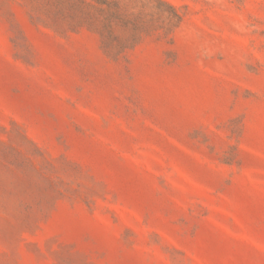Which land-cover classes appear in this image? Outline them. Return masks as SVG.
<instances>
[{
  "label": "rangeland",
  "instance_id": "1",
  "mask_svg": "<svg viewBox=\"0 0 264 264\" xmlns=\"http://www.w3.org/2000/svg\"><path fill=\"white\" fill-rule=\"evenodd\" d=\"M0 264H264V0H0Z\"/></svg>",
  "mask_w": 264,
  "mask_h": 264
}]
</instances>
